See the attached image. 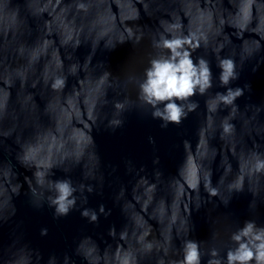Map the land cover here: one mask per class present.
I'll use <instances>...</instances> for the list:
<instances>
[{
    "label": "water",
    "instance_id": "1",
    "mask_svg": "<svg viewBox=\"0 0 264 264\" xmlns=\"http://www.w3.org/2000/svg\"><path fill=\"white\" fill-rule=\"evenodd\" d=\"M177 23L204 34L192 55L209 61L212 87L192 98L198 107L179 125L161 128L136 83L160 51L153 39ZM223 57L239 74L229 86L243 91L234 110L211 111L224 91ZM57 78L64 83L54 89ZM114 119L123 121L115 130ZM257 159L264 0H0V264H173L186 239L199 242L208 264L211 249L223 256L234 246L230 234L245 220L264 225ZM38 171L71 178L68 215L54 218Z\"/></svg>",
    "mask_w": 264,
    "mask_h": 264
},
{
    "label": "clouds",
    "instance_id": "2",
    "mask_svg": "<svg viewBox=\"0 0 264 264\" xmlns=\"http://www.w3.org/2000/svg\"><path fill=\"white\" fill-rule=\"evenodd\" d=\"M201 40H206L203 33L184 34L177 23L165 26L152 41V47L160 51L149 58L147 66L143 69L142 77L136 83V98L151 110V118L159 120L161 128L179 125L189 112L198 107V102L192 98L196 95H204L212 87L209 61L203 56L194 59L192 55V52L200 46ZM217 67L218 80L224 91H217L211 97L209 110L215 111L220 104L231 105L234 110V102L243 91L239 86H229L231 81L238 79L235 62L230 57L219 58ZM63 83L62 78H57L52 87L60 88ZM125 106V101H116L114 104L118 112L125 110ZM122 123L120 119L109 121L113 130ZM231 128L230 123L223 124L224 132H229ZM149 142H152L151 137ZM51 167L52 165L49 164L48 168ZM254 168L256 171L264 170V159H257ZM35 175L39 184L49 185L47 201L49 207L53 209L54 218L68 215L76 206L77 189L71 178L49 180L47 171H38ZM92 190V186L89 185L87 191ZM235 191H240V188H235ZM207 192L209 197L218 195V190L210 185L207 187ZM222 203L227 205L228 201ZM99 209L103 212V205H100ZM80 215L90 222L97 220L96 210L82 208ZM46 234L47 229L42 228L41 235ZM229 238L234 246L229 247L223 256L217 249H211L208 264H264V225H258L255 220H245ZM181 251L182 256L173 264H201L200 244L197 240L186 239Z\"/></svg>",
    "mask_w": 264,
    "mask_h": 264
}]
</instances>
